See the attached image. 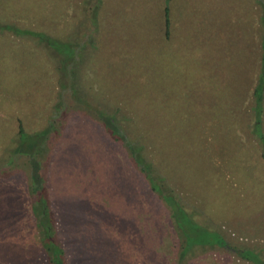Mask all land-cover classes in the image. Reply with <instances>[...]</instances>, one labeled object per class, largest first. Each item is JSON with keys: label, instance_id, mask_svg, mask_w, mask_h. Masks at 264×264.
<instances>
[{"label": "rangeland", "instance_id": "rangeland-1", "mask_svg": "<svg viewBox=\"0 0 264 264\" xmlns=\"http://www.w3.org/2000/svg\"><path fill=\"white\" fill-rule=\"evenodd\" d=\"M263 12L259 0H0V264H47L36 207L69 264L264 258V84L257 131L251 96ZM114 111L123 134L106 128ZM30 138L31 156L15 152ZM129 145L200 225L187 240L206 230L224 245L177 259L186 239Z\"/></svg>", "mask_w": 264, "mask_h": 264}, {"label": "trees", "instance_id": "trees-1", "mask_svg": "<svg viewBox=\"0 0 264 264\" xmlns=\"http://www.w3.org/2000/svg\"><path fill=\"white\" fill-rule=\"evenodd\" d=\"M259 1L264 3V0H259ZM163 10H164V25H165L164 33L165 35H168L169 18L167 15V11H168L167 5L164 6ZM261 24H262V34L260 35V39H259V43H260L259 69L256 74L257 77L256 81L251 91V96L253 99L252 109L254 111V119L252 122L253 131L258 130L257 127H259L261 121L260 110L262 108L263 84H264V12L261 16ZM38 36L39 38H41V40L44 41L48 40L52 42L53 45L56 47L55 48L56 52L59 50L57 43L54 44L53 40L50 39L51 36L49 35L47 36L46 34H40ZM116 112L117 111L109 113V117L105 121L106 128L108 129L109 133L112 132L115 134L116 133L123 134L122 129L119 123L117 122L118 118L116 116L117 114ZM48 131H49V127L48 129L45 130V135ZM18 132H23V127L20 122L18 125ZM259 135L262 138L261 132H259ZM124 136L125 135L119 137L115 135L114 139L118 140L119 138L121 142L122 141L124 142V138H123ZM22 137L26 139L27 135H24L23 133ZM28 140L27 141L25 140L26 142L23 141V143H25L24 144L25 146L22 147H20L19 142H17V146L15 147L16 150L15 152L20 151L23 153H28V156H31V153L34 152L37 146V140H31V138ZM27 142L28 144H26ZM39 143L41 142L39 141ZM130 151L132 155L131 157L133 159L132 160L133 164L136 167V169L142 174L141 176L142 181H145V187L147 186L148 190L154 194L156 198L154 201L159 200L160 203L165 204L164 207L167 208L168 218L172 222L171 224L172 229L177 234L178 232L182 233L181 236L183 237L182 238L183 242L186 239V243L181 245L179 248L177 259L180 260L185 254H187V251L189 250L192 244L199 243L203 245V244L215 243L216 241H214V239L211 238L210 235L208 236L207 233L209 232L206 230L203 231V233L205 234L202 238H196V239L193 238V240L189 238V240H187L188 238L187 236L190 233L189 228L192 227V225H194V228H198V226L200 225L191 219V217L187 214V212L183 209L181 204L175 199V197L172 194L162 191L160 177H159L160 175H158L154 171V167L150 162V160L147 157H145L146 154L144 153V151L141 150L139 152H136L133 149H131V147H130ZM37 168H38L37 165L35 164L32 165V172H33L32 179H33L36 197L38 196V198H40L39 196L43 192L42 187L39 186V184H41L42 178L41 175H39V173L37 174ZM38 198H36V200H39V203L43 207L44 204H46L45 200ZM45 208H38V207L35 208L37 212V215L36 214L35 215L36 217L38 216V222L36 223L37 230L39 232L38 243L44 254L43 259H45V262L47 264H69V260H68L69 257H68V252L66 251L67 248L65 242L61 240L59 236H57L58 233H55V230L53 229V221L51 219V216L48 217L47 215L48 210ZM178 243L179 242L177 241V244ZM224 243H225L224 240L220 238L219 243L216 242L215 244L224 245ZM236 253L239 256L245 257L246 259L253 260V262H255L256 264H264V258L262 257V254L259 252H256V254H254L252 257L250 256L246 257L245 254L240 251Z\"/></svg>", "mask_w": 264, "mask_h": 264}]
</instances>
